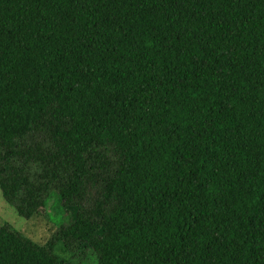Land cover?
Listing matches in <instances>:
<instances>
[{
    "label": "trees",
    "instance_id": "16d2710c",
    "mask_svg": "<svg viewBox=\"0 0 264 264\" xmlns=\"http://www.w3.org/2000/svg\"><path fill=\"white\" fill-rule=\"evenodd\" d=\"M0 191V264H264V0H0Z\"/></svg>",
    "mask_w": 264,
    "mask_h": 264
},
{
    "label": "rangeland",
    "instance_id": "374dc122",
    "mask_svg": "<svg viewBox=\"0 0 264 264\" xmlns=\"http://www.w3.org/2000/svg\"><path fill=\"white\" fill-rule=\"evenodd\" d=\"M50 214L51 211L49 210ZM51 217V215H49ZM52 218V217H51ZM0 219L3 223H8L12 227H14L17 231L22 232L25 236L33 239L38 244L45 245L50 241L53 235L57 233L59 228L46 216H42L39 218H34L33 220H27L24 218H20L14 209H12L9 205H7L2 197V193L0 191ZM58 223H61L62 215L56 217ZM54 220V218H53ZM64 222L66 224H70L74 220V215L71 210L66 211L64 217ZM61 246V247H59ZM56 254L63 258L68 259L70 255L62 250V244H59ZM84 260H87L85 264H96V259L92 255L84 257Z\"/></svg>",
    "mask_w": 264,
    "mask_h": 264
}]
</instances>
